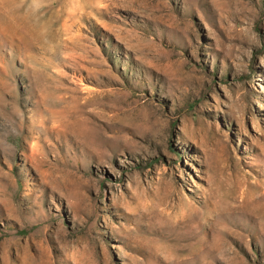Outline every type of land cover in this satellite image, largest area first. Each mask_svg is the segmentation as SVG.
<instances>
[{"label": "rangeland", "instance_id": "374dc122", "mask_svg": "<svg viewBox=\"0 0 264 264\" xmlns=\"http://www.w3.org/2000/svg\"><path fill=\"white\" fill-rule=\"evenodd\" d=\"M0 264H264V0H0Z\"/></svg>", "mask_w": 264, "mask_h": 264}]
</instances>
